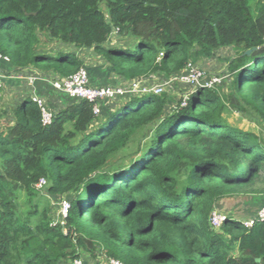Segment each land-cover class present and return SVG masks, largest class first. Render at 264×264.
Here are the masks:
<instances>
[{
    "label": "trees",
    "instance_id": "obj_1",
    "mask_svg": "<svg viewBox=\"0 0 264 264\" xmlns=\"http://www.w3.org/2000/svg\"><path fill=\"white\" fill-rule=\"evenodd\" d=\"M111 36L124 41L108 45ZM41 41L92 50L106 76L126 83L233 47V92L198 88L184 105L166 92L127 95L99 116L73 98L48 125L31 98L16 104L0 130V264H71L96 252L106 264H264V222L209 223L221 200L264 195V142L226 119L235 110L264 126V0H0L5 78L30 65L51 80L84 67L96 86L74 52L48 54ZM45 194L69 201L63 225Z\"/></svg>",
    "mask_w": 264,
    "mask_h": 264
},
{
    "label": "built area",
    "instance_id": "obj_2",
    "mask_svg": "<svg viewBox=\"0 0 264 264\" xmlns=\"http://www.w3.org/2000/svg\"><path fill=\"white\" fill-rule=\"evenodd\" d=\"M8 63L7 56L0 53V63ZM5 76L0 72V88L3 85ZM225 76L207 75L203 70L192 64L190 61L186 63L183 69L177 74L171 75L168 78H160L154 75L148 78L135 79L123 86H92L89 82L88 72L84 67H80L76 72L66 78L52 79L51 86L54 89L63 91L68 96L76 99H84L92 104V113L94 116H99L101 105L116 101L120 97L127 95H143L152 93L160 95L166 88H172L175 85L188 86L189 92L182 95L181 105H184L188 94L198 88L211 89L220 84ZM156 79L154 84H148L150 80ZM40 111V122L42 125H48L52 121L53 111L46 106L44 101L37 97H31ZM45 180L40 179L34 187L41 190L45 185ZM70 209V203L63 198L59 201L58 218L53 223L63 225ZM226 220V214L218 209H213L209 216L210 225L217 229L222 222ZM241 224L245 228L251 227L255 222H264V205L261 206L251 217L240 219ZM71 264H85L81 259H75ZM107 264H122L115 259H108Z\"/></svg>",
    "mask_w": 264,
    "mask_h": 264
},
{
    "label": "rangeland",
    "instance_id": "obj_3",
    "mask_svg": "<svg viewBox=\"0 0 264 264\" xmlns=\"http://www.w3.org/2000/svg\"><path fill=\"white\" fill-rule=\"evenodd\" d=\"M250 5V10L252 14H255L257 11L255 1H251L249 3ZM119 41H124V40H118L116 36H111L108 45L112 44H117ZM40 43V48L45 51L48 54H55L57 51H72L74 52L78 57H80L84 61V65L87 68H99L102 72H105V74L108 72L107 68L103 66V62L98 57L97 55L94 54L92 50L89 49H77L74 46L70 44H63L59 42H52V43H43L41 41ZM237 49L233 47H224L217 49L214 54L211 57H200L199 59H193L195 61L191 62L201 70H203L207 75H217V76H225L224 80L216 85L215 87L211 88L214 92H216L221 98H226L229 94L233 92L232 90V75L229 74L227 71V64L228 60L236 54ZM107 71V72H106ZM5 74V73H4ZM6 73L5 75H7ZM95 74H100V71L97 72L95 70ZM51 81V79H50ZM156 79L150 80L148 84H154L156 83ZM169 97L170 104L173 105L175 102L179 100L182 95L186 94L189 92V87L188 86H181V85H175L172 88H166L164 91ZM3 96V95H2ZM4 97V96H3ZM1 101V100H0ZM9 107V106H7ZM6 107V108H7ZM5 108L4 104L0 103V117H7L5 115L6 111L10 112L11 116V109L8 111ZM226 119L231 125H235L239 128H242L244 130L252 131L256 133L260 137V141L264 142V126L260 125L254 118L248 115H243L242 113H239L235 110H232L228 114H226ZM3 132H7V129L2 130ZM121 154V153H120ZM127 163V161H126ZM257 189H264V179L263 181L259 182L256 184ZM46 183L42 187L41 192L46 193ZM45 197L40 198L42 200V204H45V202L49 203L50 206V213L53 216L54 220H57L58 218V210H59V201L64 198L63 197H49L46 194L44 195ZM36 197L39 198V195ZM250 201L252 207L258 208L260 205H264V195L263 194H258V193H253L250 195H237L236 198L234 197H227L219 202L221 206H217L220 211H224L226 215L233 216L238 219H243L238 217V212L235 210L236 206H241L242 203L245 201ZM234 208H232V206ZM41 206V205H40ZM231 211L230 213H228ZM219 228H217L218 230ZM97 258L91 257L89 253H85L82 256V259L89 261V264H106L104 260L100 259L101 254H98L97 252L95 253ZM81 259V260H82ZM66 264H70V262H67Z\"/></svg>",
    "mask_w": 264,
    "mask_h": 264
},
{
    "label": "crops",
    "instance_id": "obj_4",
    "mask_svg": "<svg viewBox=\"0 0 264 264\" xmlns=\"http://www.w3.org/2000/svg\"><path fill=\"white\" fill-rule=\"evenodd\" d=\"M0 67V69H8V66L6 64H2ZM92 69L90 70V79L93 85L123 86L127 84L126 82H123L115 76H106L102 71L100 72V74H95V70ZM44 74L46 73H42V71L38 69V67L30 65L27 68L23 69L21 72L11 75V79L7 77L4 78L3 85L0 89V103L4 104L5 108L9 106L6 108L8 111L26 97L31 98L32 96L41 98L46 106L49 107L52 111L63 108L64 106L72 103L73 98L68 96L63 91L54 89L51 86V82L49 81V75ZM5 115L7 117H0L1 131L3 129H5L6 131V129L10 128L13 125V119L10 112L6 111ZM219 206L222 207V205L220 204ZM234 206L235 205H233L232 208H234ZM235 210L238 212L239 218L245 219L254 215L258 208L252 207L251 202L247 200L242 203L240 207L236 206ZM230 212L231 211H229L228 213Z\"/></svg>",
    "mask_w": 264,
    "mask_h": 264
},
{
    "label": "water",
    "instance_id": "obj_5",
    "mask_svg": "<svg viewBox=\"0 0 264 264\" xmlns=\"http://www.w3.org/2000/svg\"><path fill=\"white\" fill-rule=\"evenodd\" d=\"M246 53H249V51H246ZM255 261H259V259H258V258H256V259H255Z\"/></svg>",
    "mask_w": 264,
    "mask_h": 264
}]
</instances>
